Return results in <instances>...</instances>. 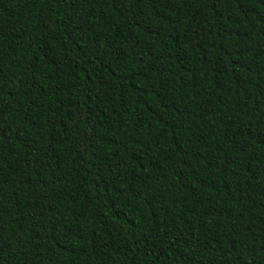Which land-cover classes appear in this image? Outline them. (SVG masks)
I'll use <instances>...</instances> for the list:
<instances>
[{
    "label": "trees",
    "instance_id": "16d2710c",
    "mask_svg": "<svg viewBox=\"0 0 264 264\" xmlns=\"http://www.w3.org/2000/svg\"><path fill=\"white\" fill-rule=\"evenodd\" d=\"M0 264H264V0H0Z\"/></svg>",
    "mask_w": 264,
    "mask_h": 264
}]
</instances>
